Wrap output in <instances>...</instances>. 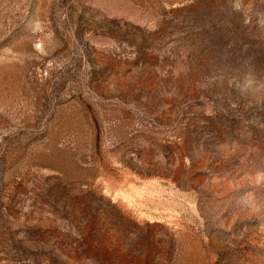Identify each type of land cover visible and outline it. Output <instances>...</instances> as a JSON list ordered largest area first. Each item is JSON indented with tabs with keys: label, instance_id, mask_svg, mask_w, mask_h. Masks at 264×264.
Segmentation results:
<instances>
[{
	"label": "rangeland",
	"instance_id": "obj_1",
	"mask_svg": "<svg viewBox=\"0 0 264 264\" xmlns=\"http://www.w3.org/2000/svg\"><path fill=\"white\" fill-rule=\"evenodd\" d=\"M0 264H264V0H0Z\"/></svg>",
	"mask_w": 264,
	"mask_h": 264
}]
</instances>
